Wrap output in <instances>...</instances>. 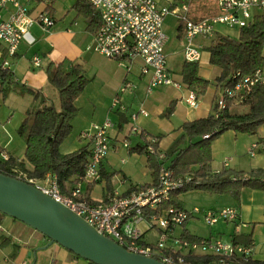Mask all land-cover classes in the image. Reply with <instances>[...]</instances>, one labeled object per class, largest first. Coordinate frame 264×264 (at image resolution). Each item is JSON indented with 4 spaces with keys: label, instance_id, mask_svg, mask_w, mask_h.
Returning <instances> with one entry per match:
<instances>
[{
    "label": "crops",
    "instance_id": "0c3cea01",
    "mask_svg": "<svg viewBox=\"0 0 264 264\" xmlns=\"http://www.w3.org/2000/svg\"><path fill=\"white\" fill-rule=\"evenodd\" d=\"M155 1L159 6L173 10H181L184 5L190 7L194 3V0H182L181 5L177 3V0ZM58 2L59 0L29 1L30 12L34 18L47 12L55 20V26L49 38L45 37L39 25L31 28L32 30L36 27L40 34L32 33L36 38V44L22 45L17 56L11 59L12 84L8 93L9 98H3L4 102L8 101L14 112L20 111L24 114V118L42 98H46L60 109V100L59 104L56 100L59 97L58 92L50 84L46 73L48 64H62L65 70L77 64L83 66L89 83L76 101L78 114L72 122L73 131L60 146V152L67 155L84 148L91 152V140L82 138V133L93 124H102L107 120L113 124L109 130L111 151L101 165L102 179L95 184H84L83 189L86 195L94 202L107 203L109 197L115 193L126 197L140 186L155 185L153 171L148 166L147 150L145 153H140L135 148L148 147L149 143L157 140L158 151L166 155L176 140L183 135L182 126L185 123L214 114L216 101L220 98L223 88L216 83L221 70L210 63L209 48L212 42L209 43L208 40L212 38L198 37L195 40V44L202 51L201 61L197 63L199 75L210 81L211 85L204 96L197 97V106L192 107L186 101L191 91L184 84L181 74L186 62L185 31L175 15L170 16L177 21L175 28L178 47L175 46L172 53L177 58V72L170 68L169 61L168 66L172 79L180 87H161L149 95L151 74H142L141 61L120 64L116 60L89 50L95 37L94 33L88 30L90 17L84 15L85 17L81 18L82 22L78 23L79 15L74 9L75 1L65 0L64 5ZM195 3L189 16L197 18L203 4L196 0ZM214 8L217 10L216 0H214ZM71 12H75V15L69 19ZM0 15L7 18L8 11L0 9ZM165 24L166 20L164 31ZM170 42L171 39L168 38L165 50L167 60ZM36 56H39L42 61V67L39 69L32 63ZM69 58L70 60L66 61ZM6 59H8L6 46L0 44V63ZM126 82L133 83L136 90L120 96L121 104L127 108L125 112H122L119 108H113V102ZM21 86L40 91V99L35 100L32 94L21 93L19 90ZM141 107L149 115L146 117L139 115L137 121L133 122L132 116L139 114ZM247 110V107L239 103L232 109L237 114H244ZM133 126H136L139 131L133 133L131 131ZM5 140L0 141V153H6L16 163H20L24 159L25 145L23 144L21 151L18 152L16 147L10 149L14 140L12 142ZM125 142L129 144V147H125ZM255 144H258L256 154L251 156L250 151ZM212 153L214 173L229 169L234 172H243L247 178L259 174L264 171V125L259 129L257 136L236 134L233 131L226 132L213 141ZM226 159H230L227 167L224 164ZM165 165L167 167L166 162ZM16 167L17 165L14 166ZM26 169L31 170L32 167L27 164ZM197 169V166L193 167V170ZM182 197L183 195L179 196L182 209L188 212L195 207L203 211H218L231 207L239 211V217L236 222H219L214 227L208 226L202 215L190 217L191 219L183 227L175 229L173 238H183L192 243L219 239L226 243L250 246L254 250V261L264 262V190L247 187L241 190L238 197L231 194L198 192L196 196L199 198L198 205L193 207H188ZM141 230L143 232L141 245L155 246L158 243L162 231L156 224L147 221L142 224ZM173 245V239H170L168 246L172 248ZM183 255L185 259L188 256L211 257L213 261L209 264H216L215 257L201 252L191 254L183 252ZM13 261H28L30 264H90L86 260L76 258L65 248L51 244L48 239L30 227L0 215V264H9Z\"/></svg>",
    "mask_w": 264,
    "mask_h": 264
},
{
    "label": "built area",
    "instance_id": "2783aa9c",
    "mask_svg": "<svg viewBox=\"0 0 264 264\" xmlns=\"http://www.w3.org/2000/svg\"><path fill=\"white\" fill-rule=\"evenodd\" d=\"M29 1L0 0V9L8 11L7 18L0 15V44L6 46L8 56V59L0 63V72L12 74L11 59L17 56L21 46L36 44V38L31 32L34 25H39L41 30L48 34L55 26V20L47 12L34 18L30 12ZM86 2L100 17V26L88 49L120 64L141 61L142 74H151L149 95L161 87H180L171 77L165 52L168 37L164 31V23L169 15H175L183 23L185 60L196 64L202 58V51L195 44L196 38H215L218 34H222L218 29L219 26L242 31L249 27L257 15H264V0H216L217 13L199 21L190 18L188 5H184L181 10H173L159 6L155 0H86ZM32 63L37 69L42 67L39 56L34 57ZM238 76L235 86L223 89L220 98L216 101L218 111L227 108L228 100L245 102L255 88L264 86L263 68L256 70L252 75ZM1 89H3L2 80H0ZM134 90L136 86L133 83H124L118 97L114 99L113 108L125 112L127 108L121 104L120 96ZM186 101L190 106L196 107L198 98L191 92ZM139 115L146 117L149 114L141 107L139 114L132 116L133 122L137 121ZM112 127V122L107 120L102 124H93L82 133V138L91 140L92 151L84 176L69 188L67 193L60 188L55 175L48 174L43 181H38L29 179L26 174L18 170L14 172L18 174L19 179L24 178L26 180L24 182L33 185L44 195L81 218L98 234L132 253L154 259L160 258L165 264H205L186 262L183 252L211 255L215 257L216 264H246L254 261V250L250 246L226 243L219 239L192 243L183 238L172 237L175 229L183 227L189 217L202 215L205 223L214 227L219 222H236L239 211L231 207L218 211H203L195 207L188 212L171 207L158 214L162 205L169 200L171 193L183 188L191 178L178 179L173 171L163 164L166 156L156 149L157 140H153L147 147V153L158 154L163 164L156 185L140 186L126 197L115 193L109 197L107 203L90 200L83 186L98 183L102 179L101 165L111 151L109 130ZM131 131L136 133L139 129L133 126ZM209 138L210 135L205 136V139ZM125 147H129L126 142ZM257 147L258 144L252 146L251 156H255ZM0 156L3 161L9 160L8 154L4 152ZM229 162L230 159L225 160V167ZM147 221L156 224L162 231L155 246L141 245L143 232L140 226ZM170 239H173L172 248L168 246ZM9 264L30 263L13 261Z\"/></svg>",
    "mask_w": 264,
    "mask_h": 264
},
{
    "label": "trees",
    "instance_id": "16d2710c",
    "mask_svg": "<svg viewBox=\"0 0 264 264\" xmlns=\"http://www.w3.org/2000/svg\"><path fill=\"white\" fill-rule=\"evenodd\" d=\"M74 1V9L78 15L90 17L88 30L95 35L100 26L99 14L86 0ZM196 1L203 5L200 10L198 9L199 16L194 18L190 15L191 19L199 21L217 13L214 8V0ZM195 4L194 0V3L190 5V10L194 9ZM180 26L182 29L184 28L183 23ZM209 52L211 65L221 70V75L216 79V83L223 89L233 88L239 74L240 76L254 74L264 64V15H257L249 27L241 31L239 38L218 34L212 42ZM46 73L50 84L58 92L60 109H57L46 98L40 99V91L26 86L19 87L21 93L32 94L35 100L40 99L41 101L27 112L18 131L25 140L24 159L20 163H16L12 157H9L8 161H3L0 156V174L19 179L18 174L14 172V170H18L26 174L29 179L38 181H43L48 174H52L57 176L60 188L64 193H67L68 189L84 176L91 155V152L85 148L67 155L60 152V146L72 134V122L78 114L76 101L88 85L89 78L86 76L83 66L79 64L65 70L62 64L50 63L46 68ZM181 74L184 84L197 97H202L207 93L211 82L200 77L198 64L185 62ZM0 80L3 82L0 95L3 94L5 98L11 90L12 74L1 71ZM237 103L235 100H228L227 108L222 111H218V106L215 104L214 114L204 119L185 123L182 126L183 135L166 152L163 164L166 162L167 167L173 171L176 178L186 179L188 177L191 180L183 188L171 193L169 200L162 205L158 214L171 207L182 209L179 196L189 192L231 194L238 197L241 190L247 187L264 190V171L247 178L243 172L224 169L214 173L212 169V143L214 140L229 131L257 136L259 129L264 125V86L255 88L245 102L239 103L248 109L244 114L232 111ZM217 112L218 116H216ZM208 135L210 138L205 139V136ZM155 146L158 150V145ZM135 150L145 153L147 147L138 146ZM148 157V166L153 171L156 185L163 164L160 162L158 154L148 153ZM27 164L32 167L31 170L26 169ZM15 165H17L16 168H14ZM195 166L198 167L197 170H193ZM19 180L26 181L22 177ZM0 215L7 216L3 213ZM13 220L23 224L16 219ZM41 235L48 239L43 234ZM72 255L80 258L75 254ZM155 259L162 262L160 258ZM185 261L209 264L213 258L188 256ZM246 264H264V262L251 261Z\"/></svg>",
    "mask_w": 264,
    "mask_h": 264
},
{
    "label": "water",
    "instance_id": "95a60500",
    "mask_svg": "<svg viewBox=\"0 0 264 264\" xmlns=\"http://www.w3.org/2000/svg\"><path fill=\"white\" fill-rule=\"evenodd\" d=\"M0 213L16 219L93 264H165L135 254L98 234L33 185L0 174Z\"/></svg>",
    "mask_w": 264,
    "mask_h": 264
},
{
    "label": "rangeland",
    "instance_id": "374dc122",
    "mask_svg": "<svg viewBox=\"0 0 264 264\" xmlns=\"http://www.w3.org/2000/svg\"><path fill=\"white\" fill-rule=\"evenodd\" d=\"M64 1L65 0H59L58 4L64 5L65 4ZM177 3L179 5H181L183 2H182V0H177ZM76 14H78V13L76 12ZM74 15H75V12H71L69 15V19L72 18ZM79 17L77 19V22L81 23L82 22L81 18H84L85 16L79 15ZM165 20H166L165 32H166L167 37L171 39V42H170L168 49H167L169 66L173 71L177 72V70H178L177 69V65H178L177 64L178 63L177 58L172 54L174 47L178 45V43L176 41L177 40L176 39L177 30L175 28V27H177V21L173 16H170V15ZM218 29L223 35H228L231 38H239V36L241 34V31L239 29L230 30L224 26H219ZM31 31L33 34L34 33L36 35L40 34V32H38L36 27L33 28ZM43 34L45 35L46 38H49L48 33H43ZM214 40H215V38H212L208 41H209V43H211ZM69 60H70V58L67 59L66 61H69ZM262 68L264 70V64H263ZM3 96H4L3 94L0 95V103H1V105H0V141H6L5 139H7V141L12 142L14 140V143L10 149L16 147V148H18L17 151L19 152V151H21L22 145L23 144L25 145L24 138L18 132L21 124L23 123V121L25 119L24 114H22L20 111L15 113L14 110L9 106V104H8L9 102L8 101L4 102ZM5 98H9V96L7 95ZM56 100L58 101V104H59V97ZM197 194H198V192L185 193V194H182L183 195L182 199L184 200V202L187 203L188 207H193V205H198L199 198L196 197ZM190 219L191 218L189 217L188 220H190ZM144 223H142V224H144ZM142 224H141V226H142ZM141 226H140V229H141Z\"/></svg>",
    "mask_w": 264,
    "mask_h": 264
}]
</instances>
